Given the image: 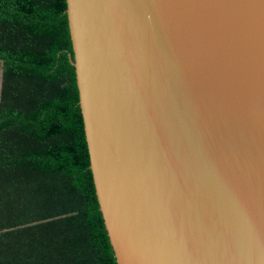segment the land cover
<instances>
[{
	"label": "water",
	"instance_id": "95a60500",
	"mask_svg": "<svg viewBox=\"0 0 264 264\" xmlns=\"http://www.w3.org/2000/svg\"><path fill=\"white\" fill-rule=\"evenodd\" d=\"M65 3L115 263L264 264V0Z\"/></svg>",
	"mask_w": 264,
	"mask_h": 264
},
{
	"label": "trees",
	"instance_id": "16d2710c",
	"mask_svg": "<svg viewBox=\"0 0 264 264\" xmlns=\"http://www.w3.org/2000/svg\"><path fill=\"white\" fill-rule=\"evenodd\" d=\"M65 9V0H0V264H116Z\"/></svg>",
	"mask_w": 264,
	"mask_h": 264
},
{
	"label": "crops",
	"instance_id": "0c3cea01",
	"mask_svg": "<svg viewBox=\"0 0 264 264\" xmlns=\"http://www.w3.org/2000/svg\"><path fill=\"white\" fill-rule=\"evenodd\" d=\"M0 88H1V61H0Z\"/></svg>",
	"mask_w": 264,
	"mask_h": 264
}]
</instances>
